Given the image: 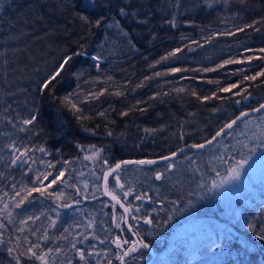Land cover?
<instances>
[{
    "label": "trees",
    "instance_id": "16d2710c",
    "mask_svg": "<svg viewBox=\"0 0 264 264\" xmlns=\"http://www.w3.org/2000/svg\"><path fill=\"white\" fill-rule=\"evenodd\" d=\"M121 7L129 14L121 16ZM81 15L91 21L103 18V23L93 27ZM117 20L119 27H108ZM249 24L253 27H245ZM177 48L181 51L169 55ZM261 48L264 0H95L94 6L88 0H0V196L8 192L11 200L12 185L30 184L37 171H65L44 196L32 193L20 208L12 204L11 217L0 212L5 241L0 264H16V257L20 264H40L26 251L35 243L40 244L37 254L51 249L48 264H85L76 249L85 251L86 264H120L117 256L134 239L123 212L102 194L104 172L125 159L157 158L203 143L241 111L264 103V76L257 75L264 71ZM68 55L73 58L51 91L41 94V82ZM230 59L243 62L224 63ZM173 68L187 71L173 73ZM210 68L216 71L203 70ZM253 75L255 80L244 79ZM233 84L239 87L220 91ZM66 96L80 112L60 102ZM32 115L36 122L25 126L22 121ZM261 116L264 112L244 120L199 152L155 167L124 168L117 173L123 190L110 179V190L115 186L131 205L132 230L149 244L125 264H264V240L256 238L264 231V165L255 173L246 168L225 196L219 188L209 190L212 181L227 177L240 152H247L243 142L256 146L250 135L257 125L264 127ZM11 145L21 151L43 146L47 153L30 151L28 157L36 162L14 167L11 159L18 153ZM86 147L101 149L107 164L91 166L83 157ZM210 154L218 156L215 163H209ZM49 162L55 167H47ZM169 164L174 165L171 171ZM157 172L163 174L160 181ZM128 189L132 194L125 199ZM58 190L64 193L61 199L48 196ZM145 194V199H135ZM28 216L40 219L21 225ZM48 217L56 220L55 228L49 227ZM145 217L153 223L145 224ZM21 227L25 231H18ZM45 229L48 239L41 240ZM118 236L130 243L118 249L112 243ZM8 247L15 248L11 256ZM89 251L93 255L87 256Z\"/></svg>",
    "mask_w": 264,
    "mask_h": 264
},
{
    "label": "snow or ice",
    "instance_id": "6c2138e0",
    "mask_svg": "<svg viewBox=\"0 0 264 264\" xmlns=\"http://www.w3.org/2000/svg\"><path fill=\"white\" fill-rule=\"evenodd\" d=\"M241 3H245L246 0H240ZM88 3L90 5H95V0H88ZM119 14L121 16L124 15H128L129 13L126 12L124 7L119 8ZM131 15L135 16V13H131ZM84 23L86 24H91L93 27H100L101 24L103 23V18H97L95 21H91L89 19V17L85 16V15H81L79 17ZM113 26H117L119 27V21H114V24H109L108 27H113ZM173 26H175V23L173 21ZM245 27H253L252 24L246 25ZM258 30V29H257ZM122 31V30H121ZM237 31H244V28H239L237 29ZM228 35H235V33H227ZM181 51V49L177 48L175 49L172 53H170L169 55L171 56H175L177 52ZM259 51L264 52V48L259 49ZM81 53H75V55H80ZM0 55H3L2 52H0ZM72 56L68 55L65 56L63 58V61L58 65V67L56 68V70L49 75L45 80H43L40 84V92L41 94H43L45 92V90L51 91L50 85H52V82L57 80V77H59L61 75V72L64 70L65 65H67L71 60H72ZM260 59V57H252L249 59ZM92 59L99 61L100 57L99 56H94L92 57ZM164 59H167V57H164ZM243 61L241 60H227L224 63L225 64H231V63H242ZM97 68H99V63H97L96 65ZM218 67H224V64H220ZM204 71H216V68H210V69H203ZM180 71H187V69H179V68H173L171 69V72L175 73V72H180ZM157 75H159V73H157ZM257 75L259 76H264V71L259 72ZM257 77L256 75L253 76H245L244 79L245 80H255ZM109 79H111V77H109ZM209 83H212V81H209ZM218 83V81H217ZM239 87L238 84H233L230 87H223L220 89V91L222 92H230L232 90V88H237ZM178 91H183V89H179ZM245 92L247 91L246 89L244 90ZM104 92L101 91L98 95H103ZM114 95H121L120 92H115ZM193 95H195V93H193ZM215 95V94H213ZM236 95H241L243 96V92H237ZM98 98V96H97ZM245 100H247V96L243 97ZM203 99L207 100L210 99V97H204ZM62 104H64L65 106H70L71 109L75 110L76 112H80V109L77 107L76 103L73 102L72 98L70 96H66L64 98H62V100L60 101ZM237 104H240L241 101L237 100L235 101ZM253 112H262L264 111V104H260L259 107L257 108H253L252 109ZM99 115L104 116V113L101 112L99 113ZM122 115H128L127 112L122 113ZM250 115L249 112L246 111H241V113L236 116L235 118L231 119L228 123L224 124L223 127H221L216 133L215 135H213L211 137V139L207 140L206 143H201V144H192L190 145V147L195 148L197 150H201L204 149L207 145L212 144L214 141L217 140L218 137L221 136H225L228 134V130L233 129L234 125H237V122L244 119L245 117H248ZM261 120H264V116L260 117ZM37 120V116L36 115H32L30 118L28 119H24L22 121V123L25 126H29V125H33ZM15 127V125H13ZM257 127L259 128V134L257 133H253V139H255L257 141L256 146H251L250 143L248 142H243L242 143V148L246 149L247 152L245 153L244 151L240 152V158L237 159L235 161V163L233 165H231L228 169V175L226 178H222L219 182L217 181H212L211 183V188L209 189L210 191L212 189H216V188H220L223 185L227 184L229 181L232 180H239L240 176H241V172L244 169V167L246 165L249 164V160L252 159V157L257 153L258 148H262L264 147V127L257 125ZM20 131H25L24 128H21ZM112 133L109 132V135H111ZM11 151L13 153H18V155H13L12 159H11V164L14 167H19L20 164H27L29 162V160L31 159L33 163H35V158L34 157H28V153L30 151H39L41 153H47V149L43 146L39 147L38 149H30L28 147H25L23 149V151H21L19 148H17L15 145H11L10 146ZM181 152L184 151L183 148L180 149ZM98 152L94 153V155L98 156ZM176 153H172L170 156H165L162 157L163 160H174L176 158ZM261 157H264V152L261 153ZM93 157L91 156H86L85 159H92ZM187 159L191 160L192 164H196L197 162L195 160H192L191 157H188ZM19 162V163H18ZM41 163H43V161H41ZM65 164L68 163V161H64ZM105 164H107V161H104ZM124 164H138V165H152V164H156L157 161L155 160H137V161H124ZM253 163H255V161H253ZM47 167H55V165L51 164V162H49L47 164ZM121 167V165L119 163H117L114 167L113 166H109L107 171L104 172L103 174V187H104V194L110 196V198L115 202V204H118L123 210H124V214L127 215L130 211H131V205L125 206V204L122 202L120 196H118L115 192V186L112 187V190H110V185H109V176H112L113 173L117 172V169H119ZM174 165L173 164H169L168 165V170L171 171L173 170ZM197 171H199V169H196ZM28 172H31L32 169L29 168L27 170ZM215 171V169H214ZM2 175V174H0ZM25 175H27V172L25 173ZM65 175V171L63 169H60L58 171V173L56 175H53L52 172H41V171H37L36 175L33 178H30V184H22L20 185V187L17 189L16 185L13 184V191H14V195L11 197V203L14 204L15 208H20V206L25 202V200H28V197L32 195V193H40L41 196H44L45 192L47 191L48 188H51L52 185L56 184L57 181L61 180L62 177H64ZM216 175L219 176L220 173L218 171H216ZM49 177H52L51 179H49ZM163 178V174L160 172H157L155 175V179L156 180H161ZM113 180L115 181V185L118 186L120 189H124V184H122L120 182V177L119 175H115L113 176ZM45 181H47V184H45ZM77 194H79V189L76 190ZM22 193H25V195L22 196ZM132 194V190L128 189L126 191H123V197L126 199L129 195ZM9 193L8 192H4L3 196H0V212H5L7 213V215L9 217L12 216V212L9 211V202H6L4 200L5 197H8ZM48 196H55L56 199H61L64 196L63 191H56V192H49ZM145 195H136L135 199L137 200H143L145 199ZM16 197H21V199L17 200ZM29 203H33V201H29ZM77 203H79V201H77ZM60 205H57V207H59ZM71 205L69 204H64L63 207H70ZM113 207H115V205H113ZM136 211H139V208L136 209ZM57 215H59V213H57ZM133 219H136L135 216L132 217ZM40 219L39 216L33 217V216H28L27 219L21 220L20 224L24 225L27 224L29 220H33V222L35 220ZM48 219L50 220V228H55L56 226V220H53L51 217H48ZM168 219H172L171 216L168 217ZM145 224H149L151 225L153 223L152 219H149L147 217L144 218L143 221ZM91 222H89L88 227H91ZM119 224H116V227H119ZM4 225L0 224V228H3ZM250 228H252V225H249ZM18 231L23 232L25 231V229L23 227H21L20 229H18ZM69 229L65 228L64 232H68ZM129 231H132L131 227H129ZM33 234H35V231L33 232ZM133 235H137V233H133ZM64 237L61 236L60 239H63ZM85 239H87V237H84ZM258 240H264V231H261V233L256 237ZM48 239V231L47 229H45L41 240H46ZM5 241L0 238V245L4 244ZM101 243H103V241H101ZM112 243L118 248V249H122L124 245H128L130 242L127 239L122 240L119 236L114 238ZM137 245L140 246V248L143 249H147L149 247V244L144 243L142 240H136L134 242H131V246L128 247L127 249L123 250V254L117 256V259H119L121 261V264H125L124 261V257L135 253L137 251ZM18 247V245L16 246ZM73 247L75 248V244H73ZM94 247V246H93ZM40 248V244L39 243H35V244H31L30 247L27 248V253L30 254L32 257H34L36 260H39L42 262V264H48V261L45 259V257L48 255L49 252H51V249H49L48 251H43L41 250L40 254H37V252L34 251V249H38ZM8 254L11 256L13 254V252L15 251L14 247H8L7 249ZM77 255L79 256L81 261H85L86 264V253L84 250L81 249H76ZM20 255H24V253H20ZM93 255L92 252H87V256H91ZM97 255H99V253H97ZM16 259V264H20V260L18 257L15 258Z\"/></svg>",
    "mask_w": 264,
    "mask_h": 264
},
{
    "label": "water",
    "instance_id": "95a60500",
    "mask_svg": "<svg viewBox=\"0 0 264 264\" xmlns=\"http://www.w3.org/2000/svg\"><path fill=\"white\" fill-rule=\"evenodd\" d=\"M245 103H246V104L249 103L248 99L245 101ZM262 104H264V103H262ZM258 107H259V106H258ZM256 108H257V107H256ZM246 112H249L250 115H249L248 117H245L244 119L238 121V122H237V125H234L233 129L236 128L238 125H240L244 120H246V119H248V118H251V117H253V116H255V115H258L259 113H262V112H264V111L257 113V112H253L252 109H249V110H247ZM240 113H241V112H240ZM240 113H239V114H240ZM233 129L228 130V134H229ZM223 137H224V136L218 137L216 141H214V142H213L212 144H210V145H207L204 149H206V148L210 147L211 145L215 144L216 142H218V141H219L220 139H222ZM210 139H211V138H210ZM208 140H209V139H208ZM203 143H206V141L203 142ZM199 144H201V143H199ZM190 145H192V144H187V145L182 146L181 148L184 149L183 152L180 151L181 148H179L177 151L172 152V153H176V154H177L175 159H178L181 155H183V154H185V153L199 152V151H201V150H204V149L197 150V149H195V148L190 147ZM172 153H170V154H168V155H165V156H170ZM165 156H162V157H165ZM162 157H158V158H150V159H125V160H122L121 162H119V164L121 165V167H120L119 169H117V172H116V173H113L112 176H109V181H110V179H111L113 176H115L117 173H119L121 170H123L124 168H127V167H131V166H147V167H155V166H157V165H160V164H163V163H167V162L173 161V160H163ZM175 159H174V160H175ZM137 160H155V161H157V163H156V164H152V165H138V164H124V163H123L124 161H137ZM157 181H160V180H157ZM101 189H102V194H103V196H104L109 202H111V203L114 204L116 207H118V208L123 212V214H124V210H123L118 204H115V202L110 198V196L104 194L103 180H102V186H101ZM122 202L124 203V201H122ZM124 204H125V203H124ZM125 206H127V205L125 204ZM130 219H131V212H129L127 215L124 214V224H125V227H126L127 231L131 234V236L133 237L134 241L139 240L138 237H137V235H133V233H135L133 230H132V231H129V227H131ZM131 229H132V227H131ZM140 250H141L140 246L137 245V251H136L135 253H132V254H130V255L124 257V261H125V263H126V260H127L129 257H131V256H133V255H135V254H137ZM120 264H121V261H120Z\"/></svg>",
    "mask_w": 264,
    "mask_h": 264
},
{
    "label": "rangeland",
    "instance_id": "374dc122",
    "mask_svg": "<svg viewBox=\"0 0 264 264\" xmlns=\"http://www.w3.org/2000/svg\"><path fill=\"white\" fill-rule=\"evenodd\" d=\"M249 129L253 130V129H256L255 126L251 125L249 126ZM255 133L259 134V129H257V131H255ZM249 134V133H247ZM251 137V140L254 142V144L256 145L257 141L255 139H253V134L250 135ZM216 152V150H214ZM98 152V156L97 155H94V153ZM214 152V153H215ZM263 152H264V149H263ZM261 153L260 152L256 157L252 158L251 160H249V164L246 165L244 167V169L242 170L241 172V176H240V179L242 178V176L244 175V173H246V168H249L250 171L252 172H256L258 171L263 165H264V157H261ZM211 155V154H210ZM209 155V156H210ZM86 156H91L93 157L92 159H85ZM217 156V155H216ZM215 156V154H212L211 157H210V160H209V163H215L217 161V157ZM83 157L84 159L93 167H99L101 166V164L104 163V155H103V151L99 148H96V147H86L83 149ZM253 161H255V163H253ZM105 164V163H104ZM123 175V174H122ZM239 179V180H240ZM221 180V179H220ZM238 180H232V181H229L227 184L223 185L222 187H220L217 192L220 196H225L226 194V191L229 190L228 188V185H231V186H234V184L237 182ZM219 182V181H218ZM218 196V195H217ZM4 200L6 202H9V211L11 210V206H12V203H11V200L10 198H4ZM1 213H5V212H1ZM7 215V213H6ZM40 264H42V262L40 261L39 262Z\"/></svg>",
    "mask_w": 264,
    "mask_h": 264
},
{
    "label": "bare ground",
    "instance_id": "6f19581e",
    "mask_svg": "<svg viewBox=\"0 0 264 264\" xmlns=\"http://www.w3.org/2000/svg\"><path fill=\"white\" fill-rule=\"evenodd\" d=\"M248 101H249V99H248ZM181 156H182V155H181ZM181 156H180V157H181ZM161 157H162V156H161ZM180 157H179V158H180ZM157 158H158V157H157ZM163 164H164V163H163ZM160 165H161V164H160ZM157 166H158V165H157Z\"/></svg>",
    "mask_w": 264,
    "mask_h": 264
}]
</instances>
